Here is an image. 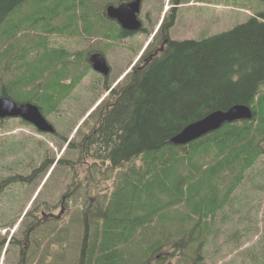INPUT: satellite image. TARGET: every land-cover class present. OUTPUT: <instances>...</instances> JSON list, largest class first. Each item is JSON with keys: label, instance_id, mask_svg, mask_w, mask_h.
Listing matches in <instances>:
<instances>
[{"label": "trees", "instance_id": "trees-1", "mask_svg": "<svg viewBox=\"0 0 264 264\" xmlns=\"http://www.w3.org/2000/svg\"><path fill=\"white\" fill-rule=\"evenodd\" d=\"M30 1L0 0V65L22 32H40L17 56L22 71L1 84L0 97L34 102L49 115L61 110L91 69L88 52L52 47L49 35L119 42L130 32L107 17L108 3L96 11L93 0H33L34 10L20 14ZM153 48L154 42L121 83L112 90L106 87L108 95L88 116L97 120L82 143H90L87 151L109 160L111 171L120 174L109 200L97 201L75 264H161L169 256L180 259L178 264L202 263L210 239L219 232L218 223L230 216L227 206L233 207L264 157V6L231 30L172 40L162 54L149 59ZM36 52H41L36 60L48 65L30 78L35 62L29 54ZM79 63L84 69L72 77ZM239 103L253 108L252 119L226 123L185 145L170 142L189 123ZM82 148L70 141L65 151ZM48 160L42 167L54 165L55 160ZM57 163L70 168L73 162L61 157ZM37 172L4 178L1 190L30 182Z\"/></svg>", "mask_w": 264, "mask_h": 264}, {"label": "rangeland", "instance_id": "rangeland-1", "mask_svg": "<svg viewBox=\"0 0 264 264\" xmlns=\"http://www.w3.org/2000/svg\"><path fill=\"white\" fill-rule=\"evenodd\" d=\"M174 1L143 0L140 18L145 21L149 31L126 37L119 42L101 40L97 37L88 38L79 34L62 35L54 32L49 35V43L52 47L64 48L77 54L84 50L90 55L96 51L100 52L103 48L105 50L103 54L112 71L110 75L103 76L91 67L61 110L58 113L46 115L55 126L56 135L41 133L33 125L21 123V118L0 119V180L15 175L29 176L35 170L38 171L35 178L27 182L29 184L16 182L2 190L0 242L6 237L8 242L15 229L11 223L16 222L23 212L24 218L26 214L24 210L27 206L30 209V227L34 215L39 214L42 209H47L48 206L49 209H54L53 205H59L62 201L67 185H70L73 179L79 180L78 171L74 174V171L79 170V165L76 170L68 169L64 164L57 163V160L61 157L71 161L79 158V149L65 151L69 139L74 142V145H80L83 138L91 133L97 119L88 116L97 106L96 103L108 95L106 87L114 86L117 78L124 74L135 59H138V53L144 48L150 33L158 27L160 20L166 18L170 21L175 12L177 19L171 29V36L174 39H201L231 30L264 6V0H179L183 2L179 6ZM109 2L119 4L117 0H93V8L97 11L107 3L110 4ZM34 8L35 3L31 0L29 4L22 7L20 14L25 11L31 12ZM171 9L175 10L170 12ZM146 15H150V18H146ZM56 20L54 25L61 22V17L60 20L58 18ZM38 34H40L39 31L27 30L14 39L13 53L4 58L0 65V86L2 83L15 79L22 71L19 68L21 62L17 60V56L24 46L32 45L39 39L35 36ZM3 41L4 37L1 36L0 44ZM107 43L108 46H106ZM45 52L46 50L43 53ZM40 56L41 52L29 54V61L35 62L34 68L32 67L29 71L30 78L40 75L42 67L48 65V61L36 60ZM83 69L84 65L79 63L72 70V77ZM82 124H84L83 127H81ZM46 159H49L48 162L55 160L54 165H49V162L42 167ZM256 166L246 180L249 185L243 191H239V194L237 193L233 207L227 206V213L230 216L225 222L218 223L219 232L210 239L204 252L205 259L200 264H264V157ZM99 168L103 170V175L98 176L100 180L97 179L102 190L96 191L94 197L96 196L95 199L100 202L104 199L108 201L120 170L110 171L108 179H105L106 167L99 166ZM253 182L261 184V188L254 187ZM78 183L83 184V182ZM84 199L85 197L80 203H83ZM237 207L245 213L244 218L236 210ZM54 210L57 212L58 208ZM23 218L19 220L22 225ZM7 223L11 225L8 226ZM245 228L249 229L245 230ZM63 229L67 230L66 233ZM82 234L83 229L80 223L71 222L64 225V222L52 221L51 225H42L30 232L29 241L33 246H29L27 264H75ZM15 235L18 237L17 234ZM55 239L58 241H54ZM6 244L4 247L0 245V264H26L20 260L19 248L10 242ZM179 261L177 257L169 256L161 264H178ZM191 264L194 263L191 261Z\"/></svg>", "mask_w": 264, "mask_h": 264}, {"label": "flooded vegetation", "instance_id": "flooded-vegetation-1", "mask_svg": "<svg viewBox=\"0 0 264 264\" xmlns=\"http://www.w3.org/2000/svg\"><path fill=\"white\" fill-rule=\"evenodd\" d=\"M177 6L182 5L183 2H179V0H175L174 1ZM143 5V3H142ZM172 10L175 9H171L170 12H172ZM142 11V9H141ZM163 14V13H162ZM174 17V22L173 24H170V22L172 21ZM146 18H150V15H146ZM141 19V18H140ZM172 19L170 21H167L166 18H164L163 20H160L158 23V27L154 29L153 32L150 33L149 35V40L145 43L144 48L141 50L138 56V59L134 60L135 62L132 63V65H130L127 70L124 72L123 75H126L132 68V66L138 62V60L140 58H142L143 54L145 53L146 48L152 43L154 42V48H153V54L150 55L149 59L151 57H154L155 55H160L162 54L168 47V45L170 44V42L172 40H188V39H195V38H187V39H174L171 36V29L174 27L175 25V20L177 19V14L175 12H173L172 15ZM113 20V19H112ZM142 20V19H141ZM143 26L140 30L135 31V32H130V34H128L127 37H130L132 35H135L137 33H146L149 31V27L146 26L145 21H143ZM166 24V25H165ZM168 24V25H167ZM122 28V27H121ZM123 29V28H122ZM125 30V29H123ZM127 31V30H125ZM203 39V38H201ZM94 53H99V52H94ZM94 53H91L90 56ZM101 53V52H100ZM148 59H146L147 61ZM90 65L92 67V64L90 62ZM110 66V64H109ZM111 68V66H110ZM93 69V67H92ZM94 70V69H93ZM96 71V70H94ZM112 71V68L110 70V73ZM97 72V71H96ZM100 73V72H97ZM110 73L108 75H110ZM102 74V73H100ZM103 76H108V75H104ZM122 75V76H123ZM122 76L120 75L114 86H111L110 90H112L115 86H117L119 83H121V81L124 79V77L122 78ZM122 78V79H121ZM109 90V91H110ZM109 91H107L109 93ZM87 119V118H86ZM49 134H53L56 135L57 131L55 130V132L53 133H49ZM71 140L69 139V142ZM88 144L90 143H82L80 145H75L78 147H82L83 146V150H79L80 156L77 160L72 161L73 163H71L70 168H75L79 165V170L74 171V174L78 171V175H79V180H77V178L72 180V182L70 183V185L68 184L66 187V190L63 194V198L62 201H60L59 205H53L54 209L58 208L57 212L54 209H49V206L47 207V209H42V211H40V213L34 215V220L31 223V227H29V209L28 206L27 208L24 210L26 212L24 218L22 217L24 215H21L16 222L13 221L11 224L14 225V232L11 234V237H9L8 242H10L11 244H15L16 248H19V254H20V260L26 262L29 261V246H30V241H29V236H30V232L32 231V228L36 227V226H42L45 225L49 222L55 221V222H64V225L70 224L71 222L77 224L80 223L81 225L83 224V234L85 235L86 229H87V222H89V220L92 217V212L93 209H95V206L97 205V200L95 199L96 196L95 192L96 191H101V185L100 182H98L97 179L100 180V176L103 175L102 173V169L99 168V166L101 167H106L105 168V179H108L107 176L110 175V171L111 168L108 164L109 160L107 159H103V158H96L95 156H93V152H88L86 147L88 146ZM92 147V146H90ZM85 164H87L88 166H86ZM99 176V177H98ZM78 182H83V184L81 185V183ZM29 184V183H27ZM2 193L1 187H0V194ZM83 197H85L83 203H80V201L83 199ZM89 199V200H88ZM96 200V201H95ZM107 201V200H106ZM99 202V200H98ZM53 210V211H50ZM94 215V214H93ZM21 218H23L22 223L19 222V220H21ZM95 218V216H94ZM94 226L96 225V222H94ZM11 224L7 223L8 226H10ZM23 228H22V226ZM93 226V227H94ZM89 229H92V224H90ZM66 229H63V232L66 233ZM18 237H16V235ZM7 238V237H6ZM6 238L5 243L6 242ZM6 245V244H5Z\"/></svg>", "mask_w": 264, "mask_h": 264}, {"label": "water", "instance_id": "water-1", "mask_svg": "<svg viewBox=\"0 0 264 264\" xmlns=\"http://www.w3.org/2000/svg\"><path fill=\"white\" fill-rule=\"evenodd\" d=\"M142 3L143 0H127L117 5L109 4L106 7V15L108 18L116 20L123 29L135 32L143 26L140 19ZM90 62L97 72L104 75L110 73L111 68L103 53L92 54ZM253 116V108L244 103L235 104L228 109H216L186 125L171 137L170 142L175 145H185L220 129L226 123L252 119ZM5 118H21L43 133H53L56 130L38 104L31 101L20 102L10 96L0 97V119Z\"/></svg>", "mask_w": 264, "mask_h": 264}, {"label": "bare ground", "instance_id": "bare-ground-1", "mask_svg": "<svg viewBox=\"0 0 264 264\" xmlns=\"http://www.w3.org/2000/svg\"><path fill=\"white\" fill-rule=\"evenodd\" d=\"M255 124V123H254Z\"/></svg>", "mask_w": 264, "mask_h": 264}]
</instances>
